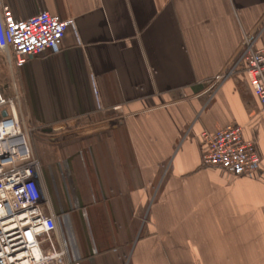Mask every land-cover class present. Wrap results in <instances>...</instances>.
<instances>
[{
  "label": "crops",
  "instance_id": "obj_1",
  "mask_svg": "<svg viewBox=\"0 0 264 264\" xmlns=\"http://www.w3.org/2000/svg\"><path fill=\"white\" fill-rule=\"evenodd\" d=\"M0 1L73 22L22 67L0 53L2 96L55 134L30 147L65 264H264V113L243 70L212 83L243 32L264 50V0ZM229 125L254 175L201 165V133Z\"/></svg>",
  "mask_w": 264,
  "mask_h": 264
},
{
  "label": "built area",
  "instance_id": "obj_2",
  "mask_svg": "<svg viewBox=\"0 0 264 264\" xmlns=\"http://www.w3.org/2000/svg\"><path fill=\"white\" fill-rule=\"evenodd\" d=\"M71 26V20L62 21L47 11L17 20L0 1V53L11 51L15 65L22 67L29 58L59 50L65 30ZM259 36V31L243 32L234 57L212 83L218 85L243 70L264 113V50L257 47ZM122 120L115 119L112 127ZM242 132L236 125L202 132L206 151L201 165L234 177L257 173L259 156ZM30 137L45 143L56 139L55 134L41 133L40 127L19 119L16 99L5 98L0 92V264H65L64 252L52 242L55 220L47 214V202L37 181L39 160L33 157ZM42 243H48L46 251Z\"/></svg>",
  "mask_w": 264,
  "mask_h": 264
},
{
  "label": "rangeland",
  "instance_id": "obj_3",
  "mask_svg": "<svg viewBox=\"0 0 264 264\" xmlns=\"http://www.w3.org/2000/svg\"><path fill=\"white\" fill-rule=\"evenodd\" d=\"M33 137H30V140L32 139Z\"/></svg>",
  "mask_w": 264,
  "mask_h": 264
}]
</instances>
